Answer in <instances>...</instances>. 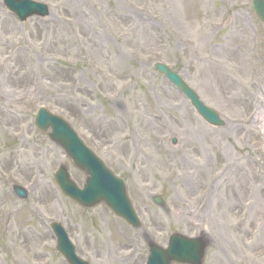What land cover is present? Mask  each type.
Here are the masks:
<instances>
[{
	"label": "rangeland",
	"instance_id": "obj_1",
	"mask_svg": "<svg viewBox=\"0 0 264 264\" xmlns=\"http://www.w3.org/2000/svg\"><path fill=\"white\" fill-rule=\"evenodd\" d=\"M36 1L50 13L21 22L0 0V264H67L51 221L94 264H143V231L164 245L202 228L204 264H264V23L252 0ZM156 62L223 125L200 117ZM40 106L126 181L142 230L62 193L61 163L80 187L85 174L36 128Z\"/></svg>",
	"mask_w": 264,
	"mask_h": 264
},
{
	"label": "water",
	"instance_id": "obj_2",
	"mask_svg": "<svg viewBox=\"0 0 264 264\" xmlns=\"http://www.w3.org/2000/svg\"><path fill=\"white\" fill-rule=\"evenodd\" d=\"M4 4L14 11L22 20L33 14L46 15L49 9L45 4L32 0H4ZM257 13L264 21V1L254 0ZM156 69L163 72L190 100L199 114L212 125H222L223 121L213 109L208 107L198 94L183 80L180 74L172 71L165 64H155ZM37 126L47 131L50 139L58 142L66 150L74 164L87 174L83 189L72 181L65 165H62L56 174L57 181L63 192L82 206L93 207L105 202L119 216L125 218L132 226L140 227L139 219L127 195L126 185L121 178L97 157L78 137L73 128L62 118L42 108L37 117ZM16 193L21 197L27 196L22 187H15ZM53 228L58 235V248L69 258L72 264H88L75 254L66 231L60 224L54 223ZM206 243L200 239H191L184 235L176 234L172 237L168 249L151 246L152 254L148 264H172L182 262L188 264H203Z\"/></svg>",
	"mask_w": 264,
	"mask_h": 264
},
{
	"label": "bare ground",
	"instance_id": "obj_3",
	"mask_svg": "<svg viewBox=\"0 0 264 264\" xmlns=\"http://www.w3.org/2000/svg\"><path fill=\"white\" fill-rule=\"evenodd\" d=\"M257 113H258V114H260V113H261V111H260V110H258V111H257ZM179 216H180V215H179ZM189 220H190V219H189Z\"/></svg>",
	"mask_w": 264,
	"mask_h": 264
}]
</instances>
